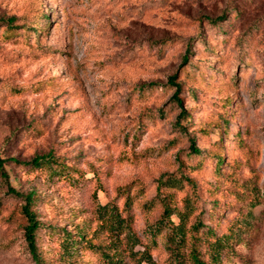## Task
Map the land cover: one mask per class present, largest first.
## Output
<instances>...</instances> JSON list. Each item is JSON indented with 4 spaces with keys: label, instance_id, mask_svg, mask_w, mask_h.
<instances>
[{
    "label": "rangeland",
    "instance_id": "1",
    "mask_svg": "<svg viewBox=\"0 0 264 264\" xmlns=\"http://www.w3.org/2000/svg\"><path fill=\"white\" fill-rule=\"evenodd\" d=\"M171 75L189 112L182 127ZM191 139L201 156L189 155ZM220 148L222 177L210 155ZM50 151L80 185L24 164ZM0 158V264H37L25 195L59 229L37 232L40 264H139L131 252L162 216L158 186L172 175L190 179L174 194L192 203L187 227L233 234L215 264H264V0H0ZM127 184L126 208L114 201L135 245L98 229L99 204ZM78 226L90 239L66 249L59 235L79 238ZM207 246L197 248L210 262ZM149 251L174 264L163 237Z\"/></svg>",
    "mask_w": 264,
    "mask_h": 264
},
{
    "label": "trees",
    "instance_id": "2",
    "mask_svg": "<svg viewBox=\"0 0 264 264\" xmlns=\"http://www.w3.org/2000/svg\"><path fill=\"white\" fill-rule=\"evenodd\" d=\"M223 17L224 16H218L212 21L218 22L223 20ZM14 21V17H10L5 20L7 30L10 32L15 31V29L19 27L14 24ZM188 64L191 63L190 58L186 53L182 56V69L180 71H182ZM176 79V75L169 76L168 84L174 86L175 88L172 98L179 106V113L177 114L175 123L182 127L181 121L186 119V117L189 115V112L188 109L184 108L181 97L179 96L182 87L181 83L176 81ZM189 144V155L195 157L201 156L202 150L196 147L194 139H191ZM221 151L222 149L220 148V154L218 151L210 154L211 157L215 158V170L217 175L220 177L223 175V171L220 169L223 159ZM3 163L4 160L0 158V169L2 173L4 171ZM24 164L29 166L31 170L41 171L44 177L48 179L55 175L70 181L71 184L76 186L83 182V179H81L83 178L82 174L75 176L71 170L73 169V166L66 165L61 157L55 156L51 151L45 154L35 155L31 160L25 162ZM76 171L80 173V170ZM184 178H186L187 181H190L189 177L187 176L175 177L172 175V178H167L166 180L160 182L158 186L157 202H159L162 207V216L158 219L156 225L151 227L148 232L145 233L147 235L148 242L144 243V248L142 250H132L131 252L132 255H136L139 264H153V259L149 248L152 247V244L154 247H157V239L160 236L163 237V241L168 248L170 255L172 256L174 264H183L184 259H188L192 264H215L220 260L224 250H227L230 247L229 240L232 238V233L216 236L209 226L202 225L201 220L197 219L187 227V218L193 211L192 203H190L187 198H183V204L182 206H179L177 205V200L175 199L174 195L176 189L175 187H182V180ZM128 186L129 185L127 184L123 187H118L113 200H107L103 205L99 204L98 217L100 220L98 221V229L103 227L110 233L121 230V233H125L124 236L126 237V241L131 245H135L136 243H139L140 240L134 233L131 232L128 218L121 215L123 210H120L117 203L114 201L119 199V197H124L122 209L126 208L125 205L130 202ZM13 191L14 190L11 192ZM23 197L26 199L25 203L21 205V213L26 218V224L24 225V236L33 258L36 260L37 264H40V255L37 251V232L41 230V227H45L48 229V232L45 231L47 234H56L59 229L55 228L54 226H46L41 224L38 221L36 213L30 207L31 196L25 195ZM85 230V227H77L74 234H76L79 238H73V233L64 231L59 235L62 239L60 241L66 246V249L70 248L77 250V247H81L79 246L80 240L85 243L88 241V239H90L85 237ZM202 239L207 241V250L211 257L210 262L202 259L200 252L198 251L197 246L200 244ZM88 247H90V244ZM109 261L114 264H122L121 258Z\"/></svg>",
    "mask_w": 264,
    "mask_h": 264
}]
</instances>
